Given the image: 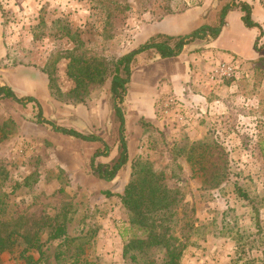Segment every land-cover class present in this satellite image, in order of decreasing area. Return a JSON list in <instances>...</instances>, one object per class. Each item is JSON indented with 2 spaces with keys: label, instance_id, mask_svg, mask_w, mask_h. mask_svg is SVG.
I'll return each mask as SVG.
<instances>
[{
  "label": "rangeland",
  "instance_id": "1",
  "mask_svg": "<svg viewBox=\"0 0 264 264\" xmlns=\"http://www.w3.org/2000/svg\"><path fill=\"white\" fill-rule=\"evenodd\" d=\"M226 1L0 0V43L4 47L0 69L23 66L46 74L47 92L39 100L42 117L58 126L99 136L109 146V153L103 162L98 160L100 157L95 162L109 164L116 156L117 147L109 76L79 90L83 99L78 101L68 93L74 85L66 74L69 57L100 62L108 74L119 55L144 42L138 38L152 32L147 29L153 24L140 37L139 33L154 20L196 5L213 14ZM236 1H245L251 6L250 0ZM253 1L264 9V0ZM230 17L224 36L227 45L234 44L242 56L248 57L252 54L249 34L236 28L235 14ZM258 33L256 48L260 50H256L258 53L253 59L226 51L229 55L225 58L231 56L241 61L243 74L209 86L214 91L206 92L209 95L206 98L219 100L220 108L199 112L195 119L203 125L204 134L192 140L200 141L202 146H197L191 159L177 154L171 145L179 138H188L183 130L185 125L178 128L168 124L169 128L163 129L154 121L149 124V120L138 118L137 112L129 116L128 111L135 110L134 104L123 97L120 107L127 119L124 138L130 154L109 183L96 177L88 165V152L100 148L99 142L73 138L52 131L47 123H38L31 102L21 106L8 99L9 102L0 104V125L7 140L0 145V171L8 175L5 182L8 187L3 186V190L9 192L13 186L7 202L14 213L27 218L51 216L69 203V234H77L82 227L93 230L87 252L97 255L104 264H143L141 257L133 261L122 255L123 240L119 236L126 214L118 194L129 180L131 162L139 158L162 172L166 186L178 187L184 198L182 208L188 211L190 208L186 213L192 215L193 228L179 264H241L227 227L235 218L244 233L255 232L250 209L236 197L232 183L236 181L252 197H264V168L257 144L264 138V31ZM212 40L194 39L189 51H200ZM166 66L168 61L149 66L141 65L140 59L135 61L130 95L139 93L136 97L146 102L144 98L155 74ZM228 135L234 137L231 144L223 139ZM197 153H203V157L198 158ZM103 191L111 194L105 196ZM221 210H227L226 218L230 222L226 225L221 223ZM263 215L264 211L262 231L255 236L253 248L248 251L256 264H264ZM83 216L85 226L79 223ZM53 247L52 243L48 245V257L39 264H53L50 258ZM146 255L158 262L161 252L156 249ZM0 261L1 264L22 263L14 252L2 253Z\"/></svg>",
  "mask_w": 264,
  "mask_h": 264
},
{
  "label": "trees",
  "instance_id": "2",
  "mask_svg": "<svg viewBox=\"0 0 264 264\" xmlns=\"http://www.w3.org/2000/svg\"><path fill=\"white\" fill-rule=\"evenodd\" d=\"M238 8L241 12L240 20L244 27H256L258 35L262 30L260 25L251 17V6L245 1L227 0L216 12V22L212 25L201 24L189 33L181 35L154 34L134 49L119 55L112 63V68L105 74L100 62L93 63L88 58L69 57L66 64V74L74 83L68 91L76 100H82L80 96L88 84L100 83L104 76H109L108 91L111 108L117 122V147L116 156L107 163H96L95 158L106 157L109 146L97 135L83 134L72 128L58 126L42 117L40 103L32 96H16L12 89L0 84V99H10L24 106L33 103L35 117L38 123H47L54 132H58L86 142H99L100 148L93 150L89 157V168L96 177L104 181H111L127 160V147L124 138V115L120 107L130 80L131 63L138 53L152 50L160 59L178 55L184 46L194 39H215L224 24V16L231 8ZM257 36L253 40V48H256ZM228 80V79H227ZM226 81V80H225ZM84 92V91H83ZM12 123V121H11ZM147 124V123H146ZM151 124V122H149ZM0 125V141L6 137V132ZM259 153L264 168V138L257 141ZM177 154L193 158L197 146H202L200 141H192L186 137L171 143ZM187 147V148H186ZM186 148V149H185ZM201 159L203 153H197ZM129 180L123 186L118 198L126 214V220L119 230V236L123 240L122 255L130 260L142 258L143 264H179L186 241L193 228L192 215L182 208L183 195L178 187H168L164 183V175L155 171L151 164L136 158L130 165ZM6 171H0V255L4 252L15 253L21 260V264H39L48 257L46 250L48 245L54 244L51 257L53 264H104L97 255L86 251L91 242L93 230L88 227L80 229L77 234H69L67 226L70 222L68 215L69 203L63 204L61 209L51 216L39 215L36 218H27L16 215L11 205L7 202V196L12 191L6 192L3 186L8 187ZM232 191L239 199L243 200L250 209L251 226L255 233H244L234 218L232 225L227 227L234 242L236 258L241 264H256L255 259L248 256L249 249L253 247L255 236L262 231L263 220L261 217L264 209V197H252L248 191L233 181ZM109 196V191H103ZM227 211V210H226ZM226 211L221 210V223L230 222L226 218ZM84 216L79 223L82 226ZM234 229V230H233ZM233 230V231H232ZM41 235H44L43 238ZM47 246V247H46ZM159 249L161 252L158 262L149 259L148 251ZM36 254V257H35ZM1 264V261H0Z\"/></svg>",
  "mask_w": 264,
  "mask_h": 264
},
{
  "label": "crops",
  "instance_id": "3",
  "mask_svg": "<svg viewBox=\"0 0 264 264\" xmlns=\"http://www.w3.org/2000/svg\"><path fill=\"white\" fill-rule=\"evenodd\" d=\"M250 4L252 19L257 22L260 25L261 30L264 31V9H262L260 5L253 0H250ZM237 10L238 9L236 8H231L226 12L223 18L224 24L221 27L216 38L211 42L205 44L204 49L200 51H189V49L192 47H189V44H191L193 42L192 41L186 44L178 55L173 57L160 59L158 55L152 50L144 51L135 55L134 60L131 63L130 80L127 84L126 92L124 95L126 101H131L134 104L135 110H129V113L127 114H129V116H132L135 112H137L136 114L138 118L147 119L150 122L154 121L163 129H168V124H166L164 120L162 121L157 116L156 100L158 94L160 93H171L175 97L180 98V100L185 104L187 110L190 113L185 124L186 127H184L183 129L186 131V135L190 140L200 139V137H202L204 134V131L202 130L203 125L197 123L195 120L197 116H199V112H204L206 111V109L207 111L212 112L215 107L220 108L219 100H209V98H206L209 97V95H206V92L211 93L214 90H212V88H210L208 84L202 85V73L213 63L214 60L228 57L229 53H227L226 51L242 56L238 48L236 46H233L234 44H231V46L227 45V40L224 37L226 32L228 31L227 27L229 25L231 15L235 14V17L237 18V20H235L236 28L240 32H247L249 34L252 54L250 53L248 57L242 56V58L250 60L256 57L258 53L252 46L258 29L256 27H244L241 20H238V17L240 19L241 12ZM217 11L218 9H215V12L213 14L207 13L206 9H203L202 6L196 5L191 9H183L179 12L164 14L159 19L154 20L152 23L146 25L141 29L139 37L143 30L147 29L149 25L153 24V26L148 27L147 29H151L152 32H147L141 38H138L140 39L138 41H145L149 36H152L154 34L181 35L189 33L201 24L212 25L216 22ZM3 57L4 47L3 44L0 43V60ZM138 59L141 60V65L145 66L153 65L158 62L164 63L168 61V66L164 67L161 72L155 74L154 79L150 84L149 92L144 98L146 99V102H143L140 100V98L136 97L137 95L140 96L139 93L133 94L131 96L129 91V83H131L132 81V74L134 70L133 63ZM0 84L9 86L16 96L29 95L34 97L38 102L42 98V96L46 95L47 92L46 74H44L40 70L31 71L30 68L23 66H14L11 69H0ZM3 102L9 101L7 98L0 99V104H4ZM192 113H195L193 117L191 115ZM125 116L124 128L127 121V119H125ZM13 120L15 121V119ZM171 131H174V128H171ZM223 139H225L226 143L230 144L234 141V137H232L231 135H228V137H224ZM6 141L5 139H2L0 141V145L3 144V142L6 143ZM84 148H86V145H84ZM96 148L97 147H95L94 149ZM129 151L130 150L128 147V158L130 154ZM92 152L93 151L90 150L88 154L90 153L91 156ZM98 160H101L103 162L104 158L100 157ZM111 181L104 182L109 183ZM263 211L264 209L262 210V212Z\"/></svg>",
  "mask_w": 264,
  "mask_h": 264
},
{
  "label": "built area",
  "instance_id": "4",
  "mask_svg": "<svg viewBox=\"0 0 264 264\" xmlns=\"http://www.w3.org/2000/svg\"><path fill=\"white\" fill-rule=\"evenodd\" d=\"M243 74L242 64L238 59L225 58L214 60L213 63L202 73V85H216L227 79H237ZM157 116L166 124L174 127L184 126L190 115L185 104L180 98L171 93H160L157 96ZM24 147V146H23ZM21 151V148H19Z\"/></svg>",
  "mask_w": 264,
  "mask_h": 264
}]
</instances>
